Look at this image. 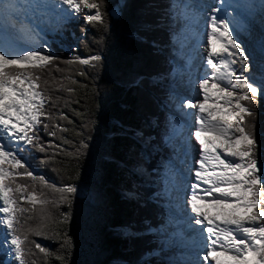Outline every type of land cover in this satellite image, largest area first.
<instances>
[{
  "label": "snow or ice",
  "instance_id": "obj_1",
  "mask_svg": "<svg viewBox=\"0 0 264 264\" xmlns=\"http://www.w3.org/2000/svg\"><path fill=\"white\" fill-rule=\"evenodd\" d=\"M217 4L218 6L213 8L207 0H169L161 20L153 22L157 25L167 22L169 36L173 41L167 63L172 71L149 77V83L171 79L167 101L169 105L175 107L181 119L176 115L169 117L167 121L169 135L165 137L168 144L179 137L180 148L167 161H162L155 170L159 190L154 196L161 206V212L160 222L155 227L147 228V231L153 233L159 241L157 249H153L150 254L164 253L177 243V238L183 240L184 229L191 230L192 235L187 238V243L195 249L194 259H171L167 264H202V261L208 264H212V261L215 264H222L219 257L227 253L232 254L229 264H264V183L261 180L264 172L258 174L257 160L253 151L256 141L251 129H246L244 126L245 116L251 117L252 110L241 103V101L253 103L257 94L264 97V0H260L259 4L258 30L255 24L257 15L255 3L217 0ZM126 7L127 0H123V3L121 0H114L109 6L108 14L122 15ZM100 8L99 0H0V33L3 34V39L0 40V201H2L0 225L3 226L4 231L3 241L0 242V248L3 250L0 264H15V262L25 264L27 253L24 244L28 241V235L42 236L47 230V224L42 221L35 226L29 224L24 231H21L23 227L21 217L29 211L28 208L21 206V202L40 206L54 203L44 199L42 193L29 190L27 185L17 182L22 177L33 176L32 172L27 171L22 159L18 158L17 152L22 153L25 145L43 151L34 129L41 124L40 117L45 115L42 111L44 100L37 83L40 78L34 73L57 59L51 54L43 55L42 51H29L27 47L38 42L41 49L47 48L48 43L44 39L46 33L62 29L67 23L79 17L82 10H89V14L83 16L86 24H103V13ZM241 9L246 10L247 15H242ZM177 20L183 22L184 28L192 37L202 35L206 38L203 41L197 39V48L191 51L200 55L198 48L201 43L204 44L206 65L200 64L196 67L205 69L204 76H207L210 69L211 76L208 78L195 75L191 70L193 60L191 51L186 52L185 44L182 42L177 46L176 34L171 30V25ZM201 21L205 24L203 33L198 31ZM151 27L152 25L145 24L142 25V30L147 31ZM133 35L141 41L147 39L144 35L136 33ZM83 38L84 32L81 29V36L77 38V42ZM217 39L222 42L219 50L216 48ZM238 40L242 43H238ZM151 46L157 52L162 51L156 41H152ZM229 49L232 51L229 52ZM225 53L229 57L236 56L237 59H229L227 62L221 59L218 65L215 58ZM100 59L98 55L87 58L76 56L67 63L78 62L81 65H90ZM237 63L238 70L233 68L222 71ZM177 77L181 83L202 92L203 100L193 102L191 96L180 95L176 88ZM184 77L187 79L185 80ZM218 80L226 81V86L221 88L217 83ZM210 81L212 87L217 89L216 98L219 99L222 95L231 105L227 111V119H212V111L205 107V101L211 98L208 94ZM137 82L138 80L133 81V83ZM197 108L199 109V114L195 117L197 127L195 132L191 133L200 146V159L194 161L199 165L195 170L197 183L191 185L192 195L185 200L181 197V193L187 187L183 177L184 165L194 146L191 145L190 140L183 138V130L190 115L187 110ZM152 123L149 121L145 127L152 126ZM120 127V134L127 135L131 131L129 138L135 142V145H139L138 149L133 146L128 160L120 162V166L125 168L127 176L131 178L130 186L123 193L124 198L138 201L136 181L148 175L144 164L159 151L160 145L153 144V137L145 135L143 128L130 130ZM206 131L227 138L229 148L232 150L225 149V151H228L229 157L238 159L239 163L227 158L221 159V154L215 150L209 151L205 147V140L201 138L202 133ZM84 148H87V145L81 141L77 155L82 154L80 149ZM177 160L181 164L179 169L176 168ZM210 161H215V164ZM209 167L222 170L209 172ZM261 168H264V164ZM177 176H179L178 180ZM41 179L43 180V177ZM200 182L209 186L202 191L210 192L214 189L217 193L223 194V199L212 201V205L219 207L225 216L223 226L206 211H201V203L198 200L203 198L196 191L201 189ZM220 185L232 187L230 190H225L219 187ZM51 187L60 193V203L69 202V198L80 191L78 186L72 183L64 184L58 189L55 185ZM82 195L88 201L101 199V193L97 191H84ZM241 208L247 213L243 218L236 215L237 209ZM189 209L195 215L188 214ZM44 219H52L55 222L47 215ZM68 219V213L60 214L61 223L67 222ZM205 221L209 225L204 229L208 233L207 237L198 233L196 229V225H202ZM181 225L183 228L180 227ZM229 225L234 226L238 234H242L241 239H237ZM170 228L174 230L169 231ZM124 231L127 233L128 230L125 228ZM70 241L71 237L65 236L60 243L59 251L70 253ZM34 247L43 253L45 258L54 256L58 262L67 258L66 255L50 252L40 244H34ZM218 248L223 249V252L218 251ZM201 251H203L202 258ZM13 257L14 260L11 259Z\"/></svg>",
  "mask_w": 264,
  "mask_h": 264
},
{
  "label": "trees",
  "instance_id": "obj_2",
  "mask_svg": "<svg viewBox=\"0 0 264 264\" xmlns=\"http://www.w3.org/2000/svg\"><path fill=\"white\" fill-rule=\"evenodd\" d=\"M99 2L104 23L86 24L81 13L79 20L64 26V36L75 38V47L65 50L60 37L51 38L57 59L34 73L40 78L37 83L44 100L45 115L35 130L43 151L24 147L22 162L27 171L34 172L32 177H22L17 182L54 203L40 206L21 202L29 209L21 217V231L29 224H47L42 236L28 235L25 264H165L156 257L143 258L157 247L154 236L146 231L160 222L161 208L151 198L153 189L149 187L137 186L141 195L138 201L124 198L131 178L120 162L128 160L135 142L129 138L131 131L120 134V126L143 128L145 135L153 137V144L164 143L162 131L168 130L164 108L167 92L159 82L150 84L149 77L171 68L162 55L171 49L169 31L163 22L153 23L161 20L169 0H127L119 16L108 14L114 0ZM145 24L152 27L143 31ZM81 29L84 38L77 42ZM134 33L146 36V41L135 38ZM152 41L160 45L161 52L154 50ZM93 55L101 59L90 65L67 63L76 56ZM241 103L252 110L251 117L245 116L244 126L253 132L255 159L264 163V97L257 94L253 103ZM149 121L152 126L145 127ZM81 141L87 148L80 149L82 154L77 155ZM164 154L161 149L144 164L149 177L157 179L155 170ZM136 182L141 183V179ZM67 183L84 191H97L101 199L84 201L74 194L69 202L60 203V193L51 186L58 189ZM61 213H68L67 222H60ZM45 215L55 222L45 220ZM65 236L71 237L67 254L59 251ZM34 244L67 258L59 262L54 256L45 258Z\"/></svg>",
  "mask_w": 264,
  "mask_h": 264
},
{
  "label": "bare ground",
  "instance_id": "obj_3",
  "mask_svg": "<svg viewBox=\"0 0 264 264\" xmlns=\"http://www.w3.org/2000/svg\"><path fill=\"white\" fill-rule=\"evenodd\" d=\"M207 2L208 3H210L211 5H212V1L211 0H207ZM216 2V4H217V1H215ZM218 5V4H217ZM241 12V14L242 15H247V11L246 10H244L243 9V11H240ZM257 17V16H256ZM256 17H255V20H258L259 21V17H257V19H256ZM201 24H202V26H201V31H199L200 33H203L204 31H205V24H204V22L203 21H201ZM182 29H183V33H182V35H183V37H182V39L181 38H179L178 37V44L180 43V41H184L185 42V44H187L189 47H190V49H188V51H191L192 49H196L197 48V44L194 42H192V44H191V42H190V34H189V32L187 31V29H185L183 26L181 27ZM259 29V28H258ZM203 30V31H202ZM188 33V34H187ZM233 38H235V35H234V37ZM3 39V34L2 33H0V40H2ZM197 39H200L201 41H203L204 39H206L204 36H202L201 35V38H199V37H197ZM200 45H202L203 46V49H204V44L203 43H201ZM221 46H222V42L221 41H219L218 39L216 40V48H217V50H219L220 48H221ZM196 47V48H195ZM32 49H34V48H31V49H29V47H27V50H29V51H31ZM199 49V48H198ZM42 51H44L43 49H42ZM199 51V50H198ZM22 54V53H21ZM191 54H192V56L194 55V54H196V52L195 51H191ZM226 54V53H225ZM206 55V54H205ZM228 55V54H227ZM257 56H258V59H259V53H257ZM221 57V56H220ZM232 58H234L235 60L237 59V57L236 56H231ZM231 57H230V59H231ZM200 59V55H198V57L196 56L195 58H194V61H192V66H194V62H196V60H199ZM216 59V58H215ZM217 60H219V59H217ZM205 61H206V59H205ZM236 67H239V64L237 63V64H234ZM193 71V70H192ZM194 72V71H193ZM184 79L186 80L187 79V77H184ZM211 82V81H210ZM209 82V90H215L216 88H214V87H212V84ZM187 84H184V83H181V81H180V79H179V77H177V81H176V86L178 87V88H181L182 90L184 89L185 90V86H186ZM223 85H226V81L225 82H222V83H220L219 84V86H223ZM196 86H197V89H198V80L196 81ZM209 94V96L211 97L210 99H208L207 101H205V107L206 108H208L210 111H212V119H214V120H223V119H227V111H228V109L229 108H231V105L229 104V103H227V101H226V99L225 100H219V99H217L216 97H217V95L216 96H213L212 94H210V93H208ZM212 95V96H211ZM190 96L193 98V100H194V102L196 101V100H203V98H201V95L199 94V91L198 90H194V92L193 93H191L190 94ZM220 97H223L222 95H220ZM212 106V107H211ZM171 109L172 110H174L177 114H179L177 111H176V109H175V107L174 106H172L171 105ZM212 109H214L215 111L213 112V110ZM191 110V112H193V111H195V110H197L198 111V113H197V115L199 114V109L197 108V109H195V110H192V109H190ZM223 110V112H221L220 113V111H222ZM186 127H188V130L186 129ZM197 127V125H196V123L194 122V121H190V120H188V122H187V125L184 127V131H186L187 133L185 134V133H183V138L185 139V140H189L190 139V143H191V145H193L194 146V148H193V151L191 152V155L192 156H197L196 157V159L195 160H199L200 159V156H199V149H200V146H199V143L195 140V137H194V135H191V133H194L195 132V128ZM189 138V139H188ZM202 139H204L205 140V147L209 150V151H212V150H214V148L213 147H218L219 148V152L218 153H220L221 154V159H225V158H227L228 160H235V161H237L238 159H235V158H232V157H229V155H228V151H225V149H228L229 150V147H228V145H226V144H223V142H225V141H223L222 142V138L223 137H220V135L218 134V133H215V132H210V131H206V132H204V133H202V137H201ZM226 140H227V138H226ZM228 141V140H227ZM173 142H174V145H175V147H176V149L178 150L179 148H180V138L179 137H176V138H174L173 139ZM172 142V143H173ZM229 142V141H228ZM171 143V144H172ZM170 145V144H169ZM221 145H223V147H221ZM172 147H171V149H174V147H173V144L171 145ZM177 152V151H176ZM176 152H174L173 151V154L174 153H176ZM195 160H193V161H191L190 160V163H191V165H192V167H193V169H194V175H195V170H196V168L197 167H199V165H196L195 163H194V161ZM210 163H212V164H215V161H210ZM213 170H216V171H221L222 169H219V168H216V169H213L212 167H209V169H208V171L209 172H211V171H213ZM176 179L178 180L179 179V176H177L176 177ZM185 182V184L186 185H188V186H190L191 187V185L192 184H195V183H197V181H196V179H194V181H191V180H186V181H184ZM207 185V184H206ZM209 186L207 185V188H208ZM219 187H222V188H224L225 190H229V189H231V185H220ZM192 191H193V189L192 188H188L187 189V187L183 190V192L181 193V197H182V199H185L186 200V198H188V197H190L191 195H192ZM198 193H199V196L200 197H202L203 199L202 200H198V202H200L201 203V211L203 212V211H206L207 213H208V215L209 216H211V217H213L216 221H217V223H219V224H223V221H224V219H225V217H223L224 215H223V213L221 212V209L219 208V207H214L213 205H212V201L213 200H220V199H223V194L222 193H217L214 189H212L211 190V195H207V196H205L204 197V195L201 193V189H197L196 190ZM173 195H175V192L173 193ZM209 200H212L211 201V203H208L207 201H209ZM2 202V201H1ZM229 202H231V201H229ZM242 213H245V211L241 208V209H237V211H236V215H240V214H242ZM188 214H190V215H195L194 213H191L190 212V209L188 210ZM197 226V225H196ZM198 226H200L201 228H203V231H204V229H206L209 225H208V222L207 221H205V223L204 224H202V225H198ZM181 228H183V226L181 225L180 226ZM229 228H232L233 229V234L234 235H236V237H237V239H241L242 238V234H238L235 230H234V226H232V225H229L228 226ZM174 229H172V228H170L169 229V231H173ZM198 231V230H197ZM186 232H189V233H191V235H192V232H191V230H188V229H184V239L183 240H181V239H179V238H177V243L174 245V246H172L171 248H169V249H167L166 251L167 252H169L168 253V257H169V260H170V257H173L174 259H176V260H186V259H194L195 257L194 256H192L191 255V252H193V251H195V249L191 246V245H189L188 243H187V238L188 237H190L191 235L190 234H188V233H186ZM206 232V231H205ZM198 233H202V231L201 230H199L198 231ZM207 232L205 233V237H207ZM204 236V235H203ZM218 251H221V252H223V249H217ZM183 251H186L187 252V254H186V256L185 255H183V253H181V252H183ZM203 252V251H202ZM202 252H200V256H201V258H202V256H203V253ZM159 254V253H158ZM232 254L231 253H227V254H223V255H221L220 257H219V259L221 260V262H222V264H229V261H230V256H231ZM221 257H223L222 259H221ZM209 260L211 261V257L209 258ZM202 264H208V262H206V261H202ZM212 264H215V262L214 261H212Z\"/></svg>",
  "mask_w": 264,
  "mask_h": 264
},
{
  "label": "rangeland",
  "instance_id": "obj_4",
  "mask_svg": "<svg viewBox=\"0 0 264 264\" xmlns=\"http://www.w3.org/2000/svg\"><path fill=\"white\" fill-rule=\"evenodd\" d=\"M81 13H83L84 15H86V14H89V10H82V12ZM81 18V15L79 16V17H77L75 20H79ZM182 26H184L183 25V22L182 21H179V20H177V21H175L172 25H171V30L173 31L174 29H175V31L176 32H174L175 34H176V40L178 39V37H180V36H182V30H180L181 29V27ZM201 26H202V24H200V27H199V30L198 31H201ZM163 27H165V28H167L168 30H169V28L167 27V22L166 21H164L163 22ZM64 31H65V27H63L62 29H58V30H56L55 32H53V31H48L46 34L47 35H45L44 36V39L47 41V43H48V47L47 48H45V49H43L44 51H42V49L39 47V45H38V42L34 45V47H31V48H34V49H32L31 51H33V50H35L36 51V49H41L40 51H42V54L43 55H49V54H51V55H53L54 54V48H52L51 47V44H50V40H51V38H53V39H55V36H58V37H60L62 40H61V42H59L60 44H61V47L63 48V49H65V47H67L65 50H68V47H70L71 46V48H74L75 47V45H76V43H75V41H76V39L75 38H73V39H70L69 37H65L64 36ZM69 34H70V32H69ZM188 34V33H187ZM235 39V38H234ZM196 41H197V39H196V37L194 38V37H192V36H190V42H191V44H192V42L194 43H196ZM238 43H242V41L241 40H238L237 41ZM58 44V43H57ZM171 46H172V44H171ZM31 48H29V49H31ZM199 52H201V50H202V48L199 46ZM70 52V51H69ZM164 52V51H163ZM171 52H172V49H170V52L167 50L165 53H162V55H163V58L167 61V58H169L170 57V54H171ZM186 52H188V50L186 51ZM93 56H95V55H93ZM82 58H87V57H89V56H81ZM201 57V56H200ZM235 58V57H234ZM233 58V59H234ZM200 61H202V58L201 59H199ZM235 60V59H234ZM180 63H182V62H180ZM167 65H169L168 63H167ZM238 68L239 67H237L236 69L238 70ZM172 71V68H170V70L168 71V72H171ZM163 74V73H162ZM237 74H239L238 72H237ZM158 83V82H157ZM160 83V87H161V89H163V90H165L166 92H167V96H168V92H169V86H170V84H171V79L170 78H167V79H165V80H163L162 82H159ZM158 83V84H159ZM221 88H223V87H225V85H223V86H220ZM176 88H177V91H178V93L180 94V95H182V96H190V94H191V91L193 90L192 88H191V86H189V85H186L184 88H185V90L183 89H181V88H178L177 86H176ZM209 93L210 94H212L213 96H216L217 94H218V92H217V89H215V90H209ZM199 94L201 95V98H203V95H202V92H200L199 91ZM211 95V96H212ZM225 100V98L224 97H220L219 98V100ZM193 102H194V100H193ZM43 107V106H42ZM212 107V106H211ZM164 108H165V114H166V116L169 118L171 115H176L177 116V118L178 119H181V117L179 116V114H177L174 110H172L171 109V105H169L168 104V101H167V99L165 100V106H164ZM213 110V112L215 111L214 109H212ZM188 111V110H187ZM221 112H223V110L222 111H220V113ZM197 113H198V111L197 110H195V112H194V114L192 115V117H191V119H192V121H194L195 122V117H196V115H197ZM227 113V112H226ZM156 119L155 118H153L152 119V121H155ZM183 122V121H182ZM39 128V126L36 128V129H34V131L35 130H37ZM168 128V127H167ZM187 129V128H186ZM188 130V129H187ZM163 133H165V137L167 136V135H169V133H168V130L167 131H165V130H163L162 131ZM183 133H187L186 131H184L183 130ZM165 137L163 138V140L165 141ZM189 139V138H188ZM190 140V139H189ZM222 140V142L223 141H225V142H223V144H226V145H228V147H229V142L226 140V138H222L221 139ZM166 142V141H165ZM173 142V141H172ZM173 144V147H174V149H173V151L174 152H176V147H175V145H174V142L172 143ZM172 144H170V145H172ZM166 145H169L168 143H166ZM26 146H28V145H25V147ZM162 148L160 147V149H159V151L161 150ZM232 149H230L229 148V151H231ZM159 151H157V152H155L154 154H157ZM173 151H171L170 153H168L167 155H166V157H167V159H169V157H171V156H173ZM165 155V154H164ZM17 156H18V158H20V159H22V160H24L23 158H24V155H23V153H20V152H17ZM256 160H257V169H258V174L260 173V172H264V168H261V165L262 164H264V163H262V161H261V159L260 158H257L256 157ZM147 161H149V160H147ZM179 160H177V162H178ZM187 162H188V159H187V161H186V164L185 165H187ZM235 162H237V163H239V160H237V161H235ZM28 168L30 169L31 168V166H28ZM34 172V171H33ZM32 172V173H33ZM263 178H264V176H261V180H262V183H264L263 182ZM136 184H137V186H141V187H149V188H151V189H153V196L151 197L153 200H155L156 202H157V199L155 198V196H154V194L156 193V192H158V190H159V185H158V182H157V179L156 178H154V177H149V174L148 175H146V176H144L143 178H141V183H138V182H136ZM155 190V191H154ZM230 190V189H229ZM84 192V190H82V189H80V191L78 192V193H76L77 194V196H79L80 198H82L84 201H88V200H85L84 198H83V195H82V193ZM139 196H141L140 194H139ZM158 205H159V207L161 208V206H160V204L159 203H157ZM0 207H2V202L0 201ZM245 215H247V213L245 212V213H242V214H240L239 216L241 217V218H243ZM0 216H2V213H0ZM223 217H225V216H223ZM201 230H203L202 228H201ZM147 233H149L148 231H146ZM151 233V232H150ZM186 233H188V234H190L191 235V233H189V232H186ZM126 235H130V231L128 230L127 231V233H125ZM151 234H153V233H151ZM154 235V234H153ZM3 237H4V231H3V226L2 225H0V242H2L3 241ZM156 238V237H155ZM156 243H157V246H158V244H159V241L157 240V238H156ZM157 249V248H156ZM0 251H1V253H3V250H2V248H0ZM151 253V252H150ZM147 254L146 256H144L143 258H151V257H156V258H158L160 261H163L165 264H167V262L169 261V257H168V253L169 252H167V251H165L164 253H159V252H157L156 254ZM159 253V254H158ZM181 253H183V255H185L186 256V254H187V252L186 251H183V252H181ZM193 253H194V251L193 252H191V255L192 256H194L193 255ZM14 258V257H13ZM223 257H221V259H222ZM171 259H174L173 257H170V260Z\"/></svg>",
  "mask_w": 264,
  "mask_h": 264
}]
</instances>
